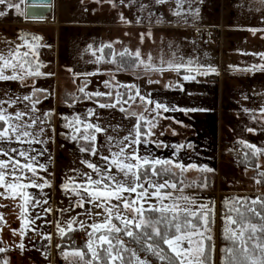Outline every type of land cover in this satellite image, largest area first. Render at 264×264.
<instances>
[{"label": "rangeland", "instance_id": "obj_1", "mask_svg": "<svg viewBox=\"0 0 264 264\" xmlns=\"http://www.w3.org/2000/svg\"><path fill=\"white\" fill-rule=\"evenodd\" d=\"M7 3L19 4L20 8L17 11L6 4L0 5V12L6 13L0 16V56L11 59L10 53L28 52L27 57H17V60H28L25 67L31 66L34 70L39 66L41 75H27L17 68V78L0 80V111L13 118V125L32 133L22 140L43 143L39 131L44 124L49 126L46 128L51 139L49 147L57 140L58 133H65L70 139L84 140L85 134L96 137L90 150L87 144L79 151H73L71 144L72 149H59L58 155L57 149L55 154L51 149L54 170L49 174L36 170L34 176L26 169L23 172L18 169L14 175L23 177L20 183L61 185L70 178L84 186L85 177L91 175L98 180L100 175L87 165L94 164L100 173H105L109 162L104 157L118 152V143L128 144L125 137L134 138L137 125L140 131V123L144 122L148 133L151 132L147 134V142L132 145L127 153L135 148L140 156L159 159L162 153L165 159L197 165L200 170L189 169L183 175L188 179L186 185L202 182L201 186H184L183 193L174 191L173 195L189 196L197 205L207 204L213 209L210 216L213 264L225 262L226 245L221 239L226 238V227H236L226 225V218L234 213L229 208L237 198L252 200L264 193V186L256 182L260 179L254 176L255 171L241 169L232 153L235 147L245 152L248 144L264 150V67H261L264 66V0H164L163 3L159 0H53L49 20L28 19L26 0H7ZM33 37L39 39L33 40ZM25 41L35 48L29 49ZM137 52L139 58L135 56ZM121 53L125 54L121 56ZM193 70L201 71L208 83L215 84L202 92L208 103L197 97L201 89L193 88L192 93L187 86L194 75H183V72ZM3 72L5 76L14 75L11 67L4 68ZM31 81L35 85H28ZM185 89L189 90V96H194L189 106L183 102L187 97ZM218 89L220 95L216 93ZM163 94L170 95L166 97L167 111L159 103ZM177 100L182 104H177ZM100 104L113 106L101 108ZM157 104L161 107L156 108ZM19 111L22 118L16 119ZM147 121L155 126L151 127ZM89 124L99 126L102 131L95 133L94 129L87 128ZM16 135L9 130L7 137L16 139ZM168 135L178 144L170 147V153L161 142ZM79 164L81 168H76ZM205 168L211 171H203ZM173 170L181 175L178 169ZM8 171L6 183L13 175ZM111 174L122 178L115 167ZM0 192L9 196L0 199V210L15 229L17 240L12 246L3 245L5 251L0 264H85L87 260L70 254L76 250L60 248L61 233L51 227L45 230L46 222L39 216L40 209H36V201L41 202L37 193L40 195L43 190L35 187L28 191L34 194L27 216L34 228L26 230L23 236L20 235L23 201L20 198L14 201L4 188ZM120 203L111 201L113 205ZM148 203L157 205L158 201L152 198ZM84 208L89 211L91 222L95 216L103 222L107 215L96 203H88ZM115 211L133 215L122 207ZM55 216L59 214L56 212ZM89 225L82 227L87 245L88 233L92 231L88 230ZM49 236L51 239L45 238ZM20 244L24 245L23 249ZM131 249L147 264H161L134 246Z\"/></svg>", "mask_w": 264, "mask_h": 264}, {"label": "snow or ice", "instance_id": "obj_2", "mask_svg": "<svg viewBox=\"0 0 264 264\" xmlns=\"http://www.w3.org/2000/svg\"><path fill=\"white\" fill-rule=\"evenodd\" d=\"M159 2L163 3L164 0H159ZM5 4L8 8L14 7L19 11V4H11L7 3V0H0V5ZM5 14V12H0V16ZM38 39V37H33V40ZM25 45L29 49L35 48V45L27 41H25ZM124 54L121 53L120 55L123 56ZM28 55V52L21 54L19 51H16L10 53L11 59L0 56V64L3 65V67H0V80L17 78L18 74L15 72L17 68L22 69L27 75H41L39 66L34 70L31 66L25 67L26 64H29L28 60H17V57H27ZM139 55V52L135 53L137 58H139ZM7 67H11L14 70L13 76L4 75L3 69ZM177 67H180V65H177ZM185 79H189V77L186 76ZM96 95L102 94L96 93ZM117 103H119V100H117ZM99 106L104 108L113 105L100 104ZM160 107V104L156 105V108ZM123 110L122 108L121 111ZM164 110L167 111L168 109L165 108ZM21 118L22 114H17L16 119ZM12 119L11 116L6 117L4 112L0 111V121L8 125V127L0 130V138L8 136L9 130L12 133H17V140L32 136L31 132L22 130L20 126L13 125L11 123ZM139 119L144 120V117L140 116ZM147 123L151 127L155 126L151 121H147ZM34 124L35 121H33ZM28 127H32V125ZM87 128L94 129L95 133L102 131L99 126L92 124L87 125ZM148 134L150 135L151 132L149 131ZM83 139L95 141L96 137L93 134H85L83 135ZM125 140H129V143L122 146L118 143L119 151L112 153L110 157H104L109 162L105 173H100L94 164L89 163L87 165L96 171L100 175V178L93 181L89 177L88 186H80L90 197L88 203H96L97 207L103 208L104 212L107 213L103 222L89 225L92 231L88 233L89 242L87 248L91 253V258L85 261V264H93V262L101 260L103 264H147L146 261L137 255L135 250L125 246L123 240L119 238L122 232L125 236L132 238L134 242H139V239H143L145 243L142 247L157 256L161 261H166L167 264H211L210 257L213 246L208 242L212 240V221L210 216L213 209L209 208L207 204L197 205L196 201L189 196L183 194L178 197L174 196V191L183 193L184 186L191 185H186V181L183 178H179L178 180L169 178L177 175L173 169H178L182 177V174L187 170L197 169V165H184L170 159L150 158L147 155L140 156L135 148L132 153L128 154L127 148L132 147V145H139L142 142L139 124L137 125L135 137L132 139L125 137ZM27 142L31 143L32 141ZM143 142L146 143L147 141ZM246 147L253 149L254 154L264 153V150L256 148L254 145L248 144ZM86 150L82 149V151ZM92 154L95 155L94 149L92 150ZM19 155L27 159L24 151H20ZM9 160L14 165L10 170L13 174L12 179L6 183V170H9V162L0 160V188H4L5 192H9L11 198L15 199L19 197L24 202L21 205L23 228L20 230V235L23 236L30 224L33 223L26 216L27 205L32 199L26 189L32 187L42 188L48 185L47 182L44 185H36L31 181L20 183L23 177L14 175L18 169L21 172L27 169L35 176L36 168L32 162L20 164L19 161H13L11 158ZM112 167H115L117 172L122 174V178L118 179L117 176L111 174ZM202 170L211 171V169L207 168ZM260 175L264 176V172L260 173ZM256 182L260 183L261 181L257 180ZM169 189L172 191H166ZM65 191H72L76 195H80L77 187L70 188L69 185H65ZM132 194H135L134 198H132ZM3 195L5 193L0 192V196ZM5 198L9 197L5 196ZM152 198L158 201L157 205L148 203ZM112 200L121 203L113 205L111 204ZM169 200L171 203H165V201ZM181 201L184 203H180ZM84 202L85 200L82 197L77 206L83 207ZM36 203H39V201H36ZM145 204H148L147 208ZM256 205H259V209L255 207ZM119 207L133 213V215L125 216L120 211H115ZM46 211L51 210L47 209ZM146 212H156L159 215L155 218H146ZM229 212H235L238 218H233L231 215L226 218V225H234L236 227L225 228L226 238L231 240L234 246L224 249L226 255L224 264H264V241L259 240L256 236L258 232L264 233V199L256 198L249 202L246 199L237 198L229 208ZM247 214L258 218L262 223L259 225L251 223ZM3 220L4 217L0 215V222ZM113 220L119 221V224L113 223ZM74 223L76 221L69 223L67 230H73ZM81 227H84L82 222ZM59 231L61 235L65 234L64 228H59ZM45 238L51 239L50 236ZM249 241H253V243L250 245ZM185 244L187 247H185ZM161 245L167 246L168 251L165 252L164 247ZM19 247L23 249L24 245L20 244ZM257 250L259 252L258 256L256 255ZM3 251L5 249L0 247V252ZM102 253L103 255H101ZM125 253L129 255L125 256ZM70 254L78 257L80 260H84L85 253L83 250H76ZM67 255L69 253H65V256Z\"/></svg>", "mask_w": 264, "mask_h": 264}, {"label": "crops", "instance_id": "obj_3", "mask_svg": "<svg viewBox=\"0 0 264 264\" xmlns=\"http://www.w3.org/2000/svg\"><path fill=\"white\" fill-rule=\"evenodd\" d=\"M2 66L3 65L0 64V67H2ZM187 72L188 73L183 72V75H192V76L194 75V79L192 81H190L187 86L190 88L191 92H192L193 88H198L199 90L201 89V91H200L201 93L197 97L198 98L200 97L202 100L206 101V99L204 98L205 96H203L202 92L204 93V91H205L204 89H209L211 86L215 87V84L214 83H212V84L208 83L207 79L205 78V75L203 76L201 71H199V70H193L191 72H189V71H187ZM29 83H31V84H28V85H35L34 83H32V81ZM219 90L220 89H218V92H216L217 95H220V93H221V90H220V93H219ZM182 92H184V91H182ZM186 92H187V95H186L187 97H185L184 101L182 98H179V97L177 99H180L187 106H189L190 104H192L190 100L192 98L194 99V96L193 97L189 96L190 95V94H188L189 90H186ZM169 93H172V92L169 91ZM172 94L176 95L174 93H172ZM163 95H161V101H159V103L164 104L165 106H163V107L168 108V106L166 104H168L169 100H167L168 98H166V97H170V95L169 96L168 95L163 96ZM176 103L179 105L182 104L179 100H177ZM205 103H208V102L206 101ZM21 112L22 111H19L18 113L21 114ZM32 115L33 114H31V116ZM34 115H36V114H34ZM50 122H52V121H50ZM1 123H2V125H0V130H3V128L8 127V125L5 124L3 121H0V124ZM42 126H43V129H40L39 133H42L43 143L40 141H37V140H32V139L28 140V141H32L31 143H29V142H27V140H17V139L7 137V136L0 138V160H4L6 162H9V171H10V169H12L14 167L13 163L9 160V158H11V160H13V161H19L20 164H26V163L32 162L33 166L36 168V170L47 172V174H49L50 172H52L54 170V160L51 156V149H52L54 154H55V149H57L58 151L56 150V154L58 155L59 149L63 150V151H67L68 149H72V147H73V149H72L73 151H79L80 147L82 145L87 144L89 146V150H90V149H92V146L95 145L94 141L85 140V142H84V140H82L81 138H71L70 139L68 137V135H66L65 133H58L57 140H54V142L49 147L48 142H51V139H50V136L47 134V130H46V128L49 126H45V124ZM21 129L24 130V128H21ZM37 129H39V128H37ZM78 133H79V131H78ZM78 133H74V136H77ZM146 138H148V137L146 136ZM209 140L210 139L208 138L207 142ZM161 142L165 146L164 150L169 149V151H168L169 153L171 152L170 147L178 145L177 143H173L174 142L173 138L170 137V135H168L167 137H162ZM207 142H206V144H208ZM142 143H145V142L142 141ZM71 144H72V147H70ZM169 144L171 146H169ZM20 151L25 152L27 159H25V157H21L19 155ZM160 152H163V151L160 150ZM5 153H7V155H5ZM159 155H160L158 157L159 159L169 160V159L163 158L162 153ZM67 162H68V159L64 161L63 167H65L67 165ZM76 168H81V164H79ZM61 169H62V167H61ZM89 177H91V179L93 181L96 180L91 175L88 177H85V179L82 180L84 187L88 186ZM6 178H7V176H6ZM47 185L48 186H44L42 188L36 187L38 190H41V191L43 190V192H41L40 195L37 193V195L41 199V202H39L38 205L36 204L37 205L36 209H40L39 216L42 218L43 221L46 222V224L43 225L45 227V230H49L51 227V228H53V231L56 229L55 231L57 233H60V231L58 229V226H59L60 228L65 229V234L68 232L74 233L73 240L76 242L77 245H80L82 242H84L87 245L86 238L84 236H82L83 228L81 227V222L83 223V225H86L88 223L90 225L93 223H100V220H98V216H95L94 220L92 222H91L90 217L88 219L89 211L87 212V210H85L84 207H86L88 205V203L86 201L89 200L90 197H88L87 193L83 191V188H81L78 184H76L75 181H71L70 178L67 179V181H64L61 185H57L55 183H51V184H47ZM65 185H69L70 188L71 187H77L78 190L80 191V195H76L72 191H65ZM34 188L35 187L28 188V189H26V191L28 192L29 190H32ZM30 195L32 198L34 194L31 193ZM5 196H8V195L5 194L3 196H0V199L1 200L7 199V198H5ZM43 196L46 198L43 199ZM82 197L84 198V200L85 199H87V200L84 202L83 207H79V206H77V204L81 200ZM16 199L19 200V197H16L14 199V201H16ZM32 201H33V198L29 201V203L27 205L26 216L30 215V213H28V212H31L30 209L32 208V205H31ZM45 201H47V203H45ZM50 203H51V209H50L51 211H46L48 208H50L49 207ZM1 204L2 203L0 202V206H2ZM0 208L2 209V207H0ZM16 212H17V210H16ZM56 212L59 214L58 217L55 216ZM2 213H4V212H2L0 210V215H2ZM49 217L52 218V222L50 221ZM88 220H90V221L87 222ZM72 221H76V223L73 224V230L69 231V230H67L68 224L71 223ZM113 223H115L114 220H113ZM10 224H11V222L9 220H6V218H4L3 225L0 227V232H1V236H2L1 240H3L2 242H4L3 245L5 244V247H8L10 245L12 246V245L17 243V240L14 238V236H15L14 230L15 229L11 228L12 224L11 225ZM31 224L27 230H33L34 227ZM22 227H23V225H22ZM76 230H78L77 233L75 232ZM88 230H92V229L90 227H88ZM7 232H9V233H7ZM59 236H61V234ZM59 236H58V238H59ZM15 240H16V243H14ZM69 243H71V241ZM58 246H59V244L56 243L57 248H58Z\"/></svg>", "mask_w": 264, "mask_h": 264}, {"label": "trees", "instance_id": "obj_4", "mask_svg": "<svg viewBox=\"0 0 264 264\" xmlns=\"http://www.w3.org/2000/svg\"><path fill=\"white\" fill-rule=\"evenodd\" d=\"M0 125H2V123ZM140 131L142 133L141 140L142 141H147L146 136L148 134V130H147L146 124L144 122L140 123ZM238 166L241 169H253L255 171L254 172V176L256 178L260 179L262 186H264V176L260 175V173L264 172V153L254 154V151L252 149H247L244 152V154L241 156V158H240V160L238 162ZM174 172H176V171H174ZM176 173H177L176 176H172V177H169V178L172 179V180H178L179 178H183L186 182H188V179H187L186 176H184L182 174V177H181V175H179L178 172H176ZM190 184L192 185V188H198V187L201 186L202 182H198V183L191 182ZM258 198L264 199V193L260 194L258 196ZM248 201L250 202L251 200H248ZM255 207H257L259 209V205H256ZM158 215H159V213H156V212H146L145 213V217L146 218L147 217L155 218ZM247 215H248V218H249L251 223H255L257 225L262 223L258 218L254 217V216H251V214H247ZM232 216L234 218H238L237 214L235 212L232 213ZM114 222L119 224V221H117V220H114ZM2 225H3V221L0 222V227ZM73 236H74L73 232L66 233L62 237V244L60 245V248L61 249H68V250H83L84 253H85L84 259L85 260H89L91 258V253L88 251L87 245L84 242H82L80 245H77L76 242L73 240ZM256 236L258 237L259 240L264 241V233H259L258 232V233H256ZM119 238H123L124 240L127 241V243L125 244V246L127 248L131 249V246H134L141 253L148 255L154 262L161 263V264H167L166 261H161L157 256L153 255L150 251H147V250H145L142 247V245L145 243V241L143 239H139L138 238L139 242H134L132 240V238H129V237L125 236L123 234V232L120 234ZM0 241H2L1 238H0ZM70 241H71V243H69ZM221 241H222V244L226 245V248L234 246L233 242L231 240L225 238V237H223L221 239ZM208 243H210L212 246H214L212 240L210 242H208ZM161 246L164 247L165 252L168 251L167 250V246H165V245H161ZM0 247L3 248V242H0ZM3 255H4V251L0 252V259H2ZM101 255H103V253ZM128 255H129L128 253H125V256H128ZM210 259H211V264H213V251L211 252ZM94 264H103V261L102 260L101 261H95ZM220 264H224V262H221Z\"/></svg>", "mask_w": 264, "mask_h": 264}, {"label": "water", "instance_id": "obj_5", "mask_svg": "<svg viewBox=\"0 0 264 264\" xmlns=\"http://www.w3.org/2000/svg\"><path fill=\"white\" fill-rule=\"evenodd\" d=\"M52 2L53 0H26V17L28 19H51Z\"/></svg>", "mask_w": 264, "mask_h": 264}, {"label": "built area", "instance_id": "obj_6", "mask_svg": "<svg viewBox=\"0 0 264 264\" xmlns=\"http://www.w3.org/2000/svg\"><path fill=\"white\" fill-rule=\"evenodd\" d=\"M232 153H233V156L235 157V159L237 161L240 160L241 156L244 154V152L239 148V147H235L233 150H232Z\"/></svg>", "mask_w": 264, "mask_h": 264}]
</instances>
